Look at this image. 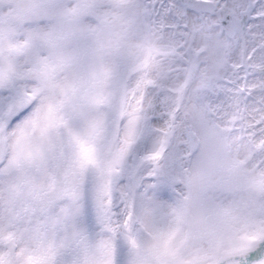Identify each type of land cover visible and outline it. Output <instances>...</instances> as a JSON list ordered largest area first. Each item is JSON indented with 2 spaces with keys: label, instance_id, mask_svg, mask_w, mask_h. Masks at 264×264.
Returning <instances> with one entry per match:
<instances>
[{
  "label": "snow or ice",
  "instance_id": "obj_1",
  "mask_svg": "<svg viewBox=\"0 0 264 264\" xmlns=\"http://www.w3.org/2000/svg\"><path fill=\"white\" fill-rule=\"evenodd\" d=\"M0 264H264V0H0Z\"/></svg>",
  "mask_w": 264,
  "mask_h": 264
}]
</instances>
